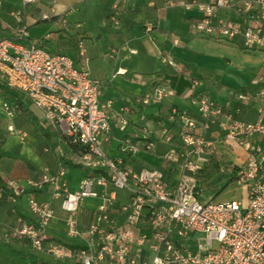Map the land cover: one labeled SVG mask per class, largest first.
Instances as JSON below:
<instances>
[{"label": "built area", "instance_id": "1", "mask_svg": "<svg viewBox=\"0 0 264 264\" xmlns=\"http://www.w3.org/2000/svg\"><path fill=\"white\" fill-rule=\"evenodd\" d=\"M21 1L24 6L34 2ZM178 4L185 11L197 13L189 22L192 35L216 41L240 40L244 50L259 51L263 57L250 82L252 92L235 96L239 103L253 105L252 121L235 118L225 105L196 91L198 82L191 81L190 102L199 121L184 113L175 118L173 111L168 123L154 135L168 144L161 169L134 171L121 159L108 156L101 141L108 139L114 128L120 135L126 133L129 109L107 112L109 102L99 100L102 81L90 76L87 63L78 68L70 56L51 53L43 46L51 33L31 39L21 27L13 38L0 36V85L21 93L39 110L45 128L82 148L79 160L87 171L72 191L60 183L65 170L60 164L54 174L44 167L37 180L4 181V192L8 191L12 202L51 185L52 198L59 201L65 213L64 231L69 244L46 235L54 217L52 204L27 198L31 221L13 228L9 236L26 241L33 252L76 264H264V146L255 143L264 139V0H165L167 7ZM226 9L234 10V16L221 18L218 12ZM22 13L16 11L13 16L20 21ZM119 14L120 8L113 5L109 16L116 28ZM52 16L51 9L40 18L49 20ZM60 21L66 25L64 18ZM151 29L150 24L145 26L146 31ZM77 50L79 56L85 54L82 39L77 41ZM164 61L173 68L177 66L172 59ZM173 94L169 83L161 81L137 101L157 104ZM2 108L8 118H13L18 104L4 102ZM176 121L178 127H174ZM212 124L223 145L245 151L239 164L220 165V170L233 178V189L239 191L227 200L201 198L199 174L214 149L195 129L199 125L206 130ZM7 131L25 136L13 124ZM143 135L146 142L142 147L149 150L153 143L147 138L153 134L143 129ZM140 149L128 136L119 139L123 155L136 154ZM54 152L60 154L58 148ZM176 170L175 181H167L165 177ZM118 193L125 195V201L117 200ZM88 198L95 200L96 207L89 224L81 226L80 203ZM119 215L123 216L121 221H117Z\"/></svg>", "mask_w": 264, "mask_h": 264}, {"label": "crops", "instance_id": "2", "mask_svg": "<svg viewBox=\"0 0 264 264\" xmlns=\"http://www.w3.org/2000/svg\"><path fill=\"white\" fill-rule=\"evenodd\" d=\"M149 2L152 6L148 7ZM113 5L120 8L118 28L110 21ZM51 9L54 10V16L49 20H41V14ZM16 11L23 12L20 21L13 16ZM233 12L232 9H226L219 11L218 15L221 18H231L234 16ZM196 16L195 11H185L179 4L167 7L165 0H34L25 6L21 0H0V36L13 38L15 31L21 27L26 28L31 39H39L45 33H51L43 46L51 53L70 56L78 68L87 63L90 76L102 81L99 100L102 103L109 102L107 112L115 113L121 107L129 109L126 133L120 135L114 128L108 139L101 141L108 156L121 159L124 166L134 171L142 168L161 169L168 144L154 135L163 124L168 123L174 110L175 118L184 113L199 121L197 111L190 102L192 80L198 82L196 91H202L215 102L225 105L235 118L244 121L255 118L253 105L241 104L236 101L235 96L254 89L250 82L261 64L262 53L244 50L240 40L216 41L207 36L192 35L189 22ZM61 18L66 20V25L60 21ZM147 24L152 26L150 31L145 30ZM79 39L84 41L83 56L78 55ZM213 45L221 46L225 51L211 52L210 47ZM165 58L174 60L176 68L165 62ZM213 67L216 72L211 74ZM217 72L220 73L219 76ZM161 81L169 83L174 91L172 96L157 104L142 105L137 101L139 97L149 94ZM12 91L19 99L17 101L36 119L37 126L28 120L21 109L13 118L8 119L2 108L7 100L0 96V238L9 237L13 228L31 221L27 198L32 197L38 202H50L53 206L54 217L45 231L46 235L54 241L69 244L70 240L64 231L65 213L60 209L59 201L52 198L51 185L42 190L30 191L15 202L9 199L8 193L2 188L6 179H39L44 167L51 174L57 173L59 164L62 165L58 160L59 156L81 165L80 168L73 169L64 166L60 183L67 190H75L86 173L74 146L59 133L45 128L40 111L21 93ZM11 123L25 133L23 138L6 131V126ZM178 126L176 121L174 127ZM143 129L153 134L147 138L153 143L149 150L142 147L146 142ZM216 129L215 124L206 130L198 125L195 132L211 142L218 157L224 155L227 162L239 164L245 157V151L240 147L231 150L223 145L217 138ZM44 133L49 135V142L54 149L60 150V154L49 149ZM123 136L132 138L141 149L128 156L120 153L119 139ZM255 143L264 146V139H256ZM177 174L176 170L165 179L173 182ZM200 186L201 198L213 200L227 186L233 187V178L219 168L213 177L201 180ZM235 192L234 196L239 195L237 189ZM116 198L118 201H125L123 193H118ZM95 207V200L90 198L80 203L81 226H86L92 220ZM122 219V215L117 216V221ZM19 247L28 255L33 252L26 241H21ZM35 255L32 259L44 264H76L37 253Z\"/></svg>", "mask_w": 264, "mask_h": 264}, {"label": "trees", "instance_id": "3", "mask_svg": "<svg viewBox=\"0 0 264 264\" xmlns=\"http://www.w3.org/2000/svg\"><path fill=\"white\" fill-rule=\"evenodd\" d=\"M0 96H2L5 100H7L8 103L17 102L18 111L21 109L27 116L28 120L33 125L37 126L36 119L24 108L22 103H19L17 101L19 99L17 98L14 91H12L11 89L5 86L0 85ZM44 134L46 139V145L49 147L50 150H53L54 147L49 142L50 141L49 135L46 133ZM71 145L74 146V148L77 150V154L79 156L82 153V148L73 144ZM58 160L63 166L69 169L81 167V165L74 163L69 159L68 160L64 159V157L62 156H59ZM219 168H220L219 157L217 156L215 151H213L209 157L208 163L205 165L203 171L199 174L200 179L201 180L210 179L218 172ZM86 174L87 171L86 173H84V175ZM2 188L5 189L4 184L2 185ZM6 193H8V191H6ZM20 244H21L20 240H17L10 236L5 239L0 238V264H44L36 259H30L28 253H26L19 247Z\"/></svg>", "mask_w": 264, "mask_h": 264}, {"label": "rangeland", "instance_id": "4", "mask_svg": "<svg viewBox=\"0 0 264 264\" xmlns=\"http://www.w3.org/2000/svg\"><path fill=\"white\" fill-rule=\"evenodd\" d=\"M212 41H214V40H212ZM221 43H222V42H221ZM223 44H224V43H223ZM223 44H220V45H223ZM215 48H216V49H215ZM210 50H211V52H213V51L218 52V50H219V51H225L224 49L221 48V46L217 47V46H214V45L210 47ZM88 70H89V69H88ZM210 72H212L211 74H214V73L216 72V69L213 67V68H211ZM217 74H218V76H219L220 73L217 72ZM225 80H226V79H225ZM217 103H218V102H217ZM8 119H9V118H8ZM10 121H11V119H10ZM3 123H4V122H3ZM4 124H6V122H5ZM11 124H12V123H11ZM7 126H8V125H7ZM7 126H6V131H7ZM219 159H220V162H221L222 166L228 164V162L226 161V158H225L224 155L220 156ZM233 188H234V187H232V186H227V187H226L222 192H220L219 195H217V197H215V199H213V200H227V199L231 198V197L234 196V194L236 193L235 190H234ZM233 190H234V192H233ZM233 193H234V194H233ZM35 254H36L35 252H30V253H29V258H30V259L35 258V257H36Z\"/></svg>", "mask_w": 264, "mask_h": 264}]
</instances>
